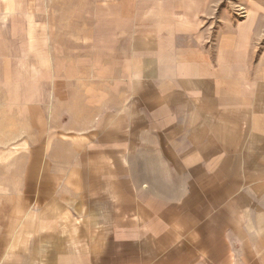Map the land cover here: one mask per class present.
Listing matches in <instances>:
<instances>
[{
  "label": "crops",
  "instance_id": "0c3cea01",
  "mask_svg": "<svg viewBox=\"0 0 264 264\" xmlns=\"http://www.w3.org/2000/svg\"><path fill=\"white\" fill-rule=\"evenodd\" d=\"M191 29L142 36L74 107L90 119L74 143L28 144L16 181L36 224L0 264L259 263L264 84L242 78L241 34L213 47Z\"/></svg>",
  "mask_w": 264,
  "mask_h": 264
},
{
  "label": "rangeland",
  "instance_id": "374dc122",
  "mask_svg": "<svg viewBox=\"0 0 264 264\" xmlns=\"http://www.w3.org/2000/svg\"><path fill=\"white\" fill-rule=\"evenodd\" d=\"M180 25L213 47L221 32L237 31L243 80L264 84V0H0V263L24 256L27 220L36 224L16 181L28 144L42 132L50 145L74 143L90 119L73 110L91 87L119 74L142 36ZM61 153L73 160L72 150ZM248 233L264 264V230Z\"/></svg>",
  "mask_w": 264,
  "mask_h": 264
}]
</instances>
